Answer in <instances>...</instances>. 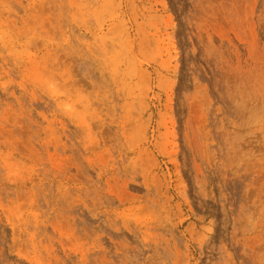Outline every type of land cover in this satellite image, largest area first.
<instances>
[{
  "label": "rangeland",
  "instance_id": "1",
  "mask_svg": "<svg viewBox=\"0 0 264 264\" xmlns=\"http://www.w3.org/2000/svg\"><path fill=\"white\" fill-rule=\"evenodd\" d=\"M0 264H264V0H0Z\"/></svg>",
  "mask_w": 264,
  "mask_h": 264
}]
</instances>
